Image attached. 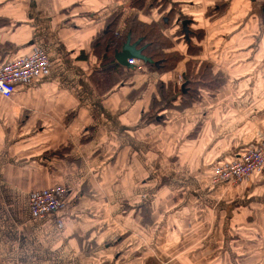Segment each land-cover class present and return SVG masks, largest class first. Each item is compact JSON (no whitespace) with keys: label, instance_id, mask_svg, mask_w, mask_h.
Listing matches in <instances>:
<instances>
[{"label":"crops","instance_id":"obj_1","mask_svg":"<svg viewBox=\"0 0 264 264\" xmlns=\"http://www.w3.org/2000/svg\"><path fill=\"white\" fill-rule=\"evenodd\" d=\"M168 1L164 33L181 61L110 75L97 42L134 16L159 23L155 10L0 0V67L50 60L0 96V264H264V165L237 186L212 184L218 166L262 141L264 0ZM180 17L194 53L176 35ZM179 78L189 88L201 78L190 105ZM57 186L64 207L32 221L31 195Z\"/></svg>","mask_w":264,"mask_h":264},{"label":"built area","instance_id":"obj_2","mask_svg":"<svg viewBox=\"0 0 264 264\" xmlns=\"http://www.w3.org/2000/svg\"><path fill=\"white\" fill-rule=\"evenodd\" d=\"M136 60L129 61L130 65L138 64ZM49 57L44 52H37L28 57L6 63L0 67V96L10 99L19 83L31 84L39 75L48 71ZM180 87L183 85L179 78ZM264 165V133L257 147L246 151L238 160L218 166L212 177L213 185L228 184L237 186L252 177L255 171ZM68 190L57 186L49 190L34 193L29 200L32 221H38L46 216L58 213L64 207ZM58 225L62 219L57 218Z\"/></svg>","mask_w":264,"mask_h":264},{"label":"trees","instance_id":"obj_3","mask_svg":"<svg viewBox=\"0 0 264 264\" xmlns=\"http://www.w3.org/2000/svg\"><path fill=\"white\" fill-rule=\"evenodd\" d=\"M149 0H131V7L138 9L140 11H144L145 14H149L151 10L158 8H165L160 11L161 19H159V23H152V24H144L141 23L137 17H131L128 18L125 25V32L121 36L115 37L114 31H113V23L111 28L104 34L103 39L97 42L95 47H101L103 52V63L104 66L109 67V74L117 73L120 69H124V67L117 64L115 60V52L120 51L124 43L126 42L128 34H131L132 42L135 43L139 40H141L140 47H146L144 51V55L150 59H152L155 63H159L158 66L148 65L151 69H159L164 70L166 68H172L176 67L177 64L181 61V57L179 56L180 53L176 52H170L174 46H173V38H169L165 35L164 30L168 29L169 26H172L175 22L174 15L176 14V6L170 7L169 9V1L168 0H162L161 4L155 5L151 3L148 5L146 2ZM153 1V0H150ZM153 4V5H152ZM161 6V7H160ZM168 6V9L166 10V7ZM149 10V13L146 12V10ZM167 11V12H166ZM162 20L163 24H160V21ZM179 20H187L186 18L180 17ZM112 35V36H111ZM176 35L180 36V38L185 42L186 45H188V53H194L198 48H196V44H193L190 40V45L187 44V40L185 38V35L183 33L182 26L176 30ZM198 34V38H201V35ZM190 38V37H189ZM207 78V74H204L201 76V78ZM201 78H199L201 80ZM190 84L187 87L186 85V92L183 94V92L179 89V97L182 99L181 104L183 105H190L191 102L197 100L198 95V87L199 83L197 80Z\"/></svg>","mask_w":264,"mask_h":264},{"label":"water","instance_id":"obj_4","mask_svg":"<svg viewBox=\"0 0 264 264\" xmlns=\"http://www.w3.org/2000/svg\"><path fill=\"white\" fill-rule=\"evenodd\" d=\"M264 14V9H263ZM190 21L185 20L182 23L183 33L185 35L186 40H189V36L191 35V31L189 29ZM141 40L133 43L131 34H128L126 42L122 46L120 51L115 52V60L118 65L127 68V69H135V66L129 65V61L136 60L138 62H141L145 65H155L158 66L159 63H155L152 59L146 57L144 55V51L146 47H140ZM186 86L184 85L182 87V92H186Z\"/></svg>","mask_w":264,"mask_h":264},{"label":"rangeland","instance_id":"obj_5","mask_svg":"<svg viewBox=\"0 0 264 264\" xmlns=\"http://www.w3.org/2000/svg\"><path fill=\"white\" fill-rule=\"evenodd\" d=\"M161 2H162V0H153V1H148V2H146L148 5H150L151 3H153V4H155V5H159V4H161ZM152 4V5H153ZM161 7V6H160ZM165 8V6L162 8H159V10L160 11H162L163 9ZM158 8H155V9H153V10H155L157 13H158V16H159V18L158 19H161V12L160 11H158L157 10ZM168 9V6L166 7V10ZM144 12V11H143ZM146 12L147 13H149V10L147 9L146 10ZM145 13V12H144ZM150 13H151V11H150ZM160 24L162 25L163 24V22H162V20L160 21ZM181 27V25H179V28ZM260 235V233L259 234H257V233H255V235H252V241H253V243H252V246H260L261 244H262V241H261V237H258ZM243 246H245V245H243ZM240 264H247L246 262L245 263H242L241 261H240Z\"/></svg>","mask_w":264,"mask_h":264},{"label":"flooded vegetation","instance_id":"obj_6","mask_svg":"<svg viewBox=\"0 0 264 264\" xmlns=\"http://www.w3.org/2000/svg\"><path fill=\"white\" fill-rule=\"evenodd\" d=\"M190 37V36H189Z\"/></svg>","mask_w":264,"mask_h":264}]
</instances>
